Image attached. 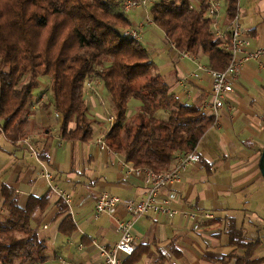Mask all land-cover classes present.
Listing matches in <instances>:
<instances>
[{
    "label": "crops",
    "instance_id": "1",
    "mask_svg": "<svg viewBox=\"0 0 264 264\" xmlns=\"http://www.w3.org/2000/svg\"><path fill=\"white\" fill-rule=\"evenodd\" d=\"M143 6L147 4L139 7ZM239 13L242 27L250 38L248 49L254 51L264 46V0H239ZM218 21L221 30L228 27L223 10ZM154 23L147 20L142 24L133 23L131 27L148 48L147 42L151 43L156 32ZM212 29L217 35L219 29ZM163 45L169 57L164 62L159 60L158 65L172 84V90L184 101H199L204 107L211 97L212 80L198 66L199 62L207 65L206 59L192 54L184 56L165 34ZM151 58L156 60L154 56ZM196 71L201 73L199 79L192 78ZM45 79L40 77V86L34 90L29 103L27 136L11 141L3 132L0 119V188L5 183L13 186L23 205L30 195L50 192V183L42 175V162L46 163L54 181L72 196L69 211L77 230L72 235L60 231L63 217H57L60 200L52 193L48 211L32 221L33 226L39 225L48 244L46 259L37 264H103L99 246L110 248L116 244L120 239L118 221L130 219L132 215L121 205L115 216L95 217L97 200L105 191L124 199H142L147 187L145 177L130 171L129 162L122 154L102 149L97 143L102 130L107 128V118L113 115L109 94L110 108L104 106V115L96 110L101 105L97 98L92 93L87 96L91 91L84 89L94 118V137L89 142L66 140L60 134L63 115L48 97L47 85L50 91L51 79L49 76L48 82ZM263 150L264 55L245 63L219 120L197 147L201 160L189 165L179 181L163 190L162 196L176 192L175 205L182 213L173 217L147 213L133 218L138 247L124 262L237 264V255H244L246 248L231 244L230 233L240 230L250 242L259 241L253 258H263L256 264H264ZM3 203L4 198L0 196V213L5 214ZM205 211H211L213 217L202 221L200 214ZM189 212H196L200 218L188 217Z\"/></svg>",
    "mask_w": 264,
    "mask_h": 264
},
{
    "label": "trees",
    "instance_id": "2",
    "mask_svg": "<svg viewBox=\"0 0 264 264\" xmlns=\"http://www.w3.org/2000/svg\"><path fill=\"white\" fill-rule=\"evenodd\" d=\"M223 3L229 23L239 12V0ZM209 6L210 0H159L150 13L178 50L206 58L209 68L225 70L232 59L228 40L214 33ZM131 27L120 0H0V119L5 135L17 142L30 133L29 103L40 77L49 76L50 101L63 115L61 136L91 141L94 118L84 87L97 78L116 115L106 134L111 151L135 167L163 173L173 168L179 154L196 150L216 116L201 102L184 101L172 90ZM133 98L141 104L129 117ZM51 194L50 189L42 196L30 195L23 205L13 186H1L6 211L0 213L2 264L46 259L47 239L32 221L48 211ZM58 209L60 231L72 235L77 225L69 205L60 200ZM230 242L246 248L244 255L236 254L237 264L263 260L253 258L259 241L250 242L242 231H231Z\"/></svg>",
    "mask_w": 264,
    "mask_h": 264
},
{
    "label": "built area",
    "instance_id": "3",
    "mask_svg": "<svg viewBox=\"0 0 264 264\" xmlns=\"http://www.w3.org/2000/svg\"><path fill=\"white\" fill-rule=\"evenodd\" d=\"M147 1L148 0H127L125 2L124 9L126 12H129L130 10L139 7L141 4L146 5ZM223 8V0H210L207 15L212 18L214 29H219L217 35L228 40L226 43V49L231 53V62L225 70H215L209 68L201 62H199L198 66L199 70L204 71L212 80L211 97L203 108L205 111L213 113L216 116L217 121L219 120L221 109L224 107L228 95L233 92L234 85L243 72L245 63L251 59H259L264 55V46L259 47L254 51L248 49L250 38L242 27L239 12L236 14L235 18L228 23V27L221 30L222 27L218 21V17L220 16ZM150 19L151 21H154L151 13ZM130 32L138 38L139 34L136 30L131 31L130 29ZM182 53L184 56L191 55V53L187 51H182ZM200 77L201 73L199 71L192 73L193 79H199ZM88 83L89 85H92V81H88ZM85 88L86 87H84V89ZM115 119V113L109 117L111 126L114 124ZM105 135L100 137L97 140V143L102 149L110 151L109 145L105 140ZM200 160L201 154L197 151V149L181 153L179 154L173 168L163 173L156 172L149 167L139 168L135 167L133 163H127L130 171H135L144 175L147 186L146 194L139 200L131 198L124 199L106 191L101 193L99 196L95 206V217H100L105 214L115 216L121 205H125L127 212L132 215V218L130 219H120L118 221L117 229L120 234V239L116 244L112 245L110 248L106 246H99L100 255L104 259L103 264H123L125 257L131 255L137 249L138 244L134 235L133 218L147 213L168 217H173L182 213V211H180V209L175 205L177 199L176 192L170 191L168 194L162 196L163 190L170 184L179 181L188 166L199 162ZM42 175L49 181L54 196L70 205L72 202L71 194L61 187L58 182L54 181L53 173L48 165L43 162ZM186 214L188 217H193L195 219H199L201 215L202 221L213 217V213L211 211H205L199 216L196 212H189Z\"/></svg>",
    "mask_w": 264,
    "mask_h": 264
},
{
    "label": "rangeland",
    "instance_id": "4",
    "mask_svg": "<svg viewBox=\"0 0 264 264\" xmlns=\"http://www.w3.org/2000/svg\"><path fill=\"white\" fill-rule=\"evenodd\" d=\"M120 1H122L123 6L125 7V2L127 0H120ZM148 1L149 2L147 3V7L146 6L138 7V8H135V9H132V10L129 11V13L127 15L130 18V21L132 22V25H133V23L134 24L135 23H137V24L141 23L142 24L144 21H147L148 18L151 21V19H150V9H151L152 5L155 2L159 1V0H148ZM223 13H225V8H223ZM149 23H151V22H148L147 24H149ZM155 25L156 26H154V30L156 32H153V40L150 41L151 42L150 44L147 41L146 42H147V45L149 46V48H151V50H152V51L150 50L151 51L150 56H154L155 57V59H156L155 62L158 65L159 60H161V62H164L165 60L168 59L169 52L164 50V48H165V46L163 45V39H164V34H165L164 31L157 24H155ZM161 64H163V63H161ZM158 66L161 69L160 65H158ZM162 69H166V68H162ZM44 77H46L45 80L48 82V76H44ZM47 82H46V85H47ZM92 82H93L92 85H89L88 82H86V84H85V87L88 88L89 91H91V92H89L87 94V96L88 95L90 96L91 93H92L93 96L95 97V99L97 98V102H99L101 104V105H97L96 106L97 112L99 111V113L102 112L104 115H106V110L104 109V106L110 108L108 106L109 103H110V100L108 98V92L104 88L102 82L99 79L96 78V79L92 80ZM47 89H48V97L51 98V93L49 91V85H47ZM140 104H141V101L136 99V98H133L130 101L129 112H128L129 117H131V116H133L135 114V112H136V110H137V108H138V106ZM110 112H113V114H114V110H112L111 108H110ZM93 113H94V111H93ZM107 122H108L107 123V128H109V126H110L109 117L107 118ZM107 128H105V130H102L101 137L103 135L107 134V132H108V131H106ZM106 142H107V140H106ZM107 144H108V142H107ZM0 264H2V263L0 262Z\"/></svg>",
    "mask_w": 264,
    "mask_h": 264
},
{
    "label": "water",
    "instance_id": "5",
    "mask_svg": "<svg viewBox=\"0 0 264 264\" xmlns=\"http://www.w3.org/2000/svg\"><path fill=\"white\" fill-rule=\"evenodd\" d=\"M261 171H262V174L264 176V150H263L262 156H261Z\"/></svg>",
    "mask_w": 264,
    "mask_h": 264
},
{
    "label": "bare ground",
    "instance_id": "6",
    "mask_svg": "<svg viewBox=\"0 0 264 264\" xmlns=\"http://www.w3.org/2000/svg\"><path fill=\"white\" fill-rule=\"evenodd\" d=\"M133 254V253H132ZM129 256V255H128ZM126 258V257H125ZM125 261V260H124ZM124 263V262H123Z\"/></svg>",
    "mask_w": 264,
    "mask_h": 264
}]
</instances>
